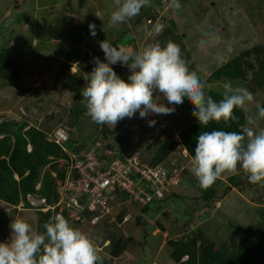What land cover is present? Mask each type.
Here are the masks:
<instances>
[{
    "label": "rangeland",
    "instance_id": "obj_1",
    "mask_svg": "<svg viewBox=\"0 0 264 264\" xmlns=\"http://www.w3.org/2000/svg\"><path fill=\"white\" fill-rule=\"evenodd\" d=\"M180 4L183 13L186 10H194V13H196L194 16H197L199 22L204 20L200 11L206 14L210 11L211 6L205 3V7H201L197 0H181ZM233 4L239 8L240 12L233 6L229 11L225 4H222V9L225 7L223 10L231 14L227 17L229 18L228 21L232 24L235 18L236 20L238 18L242 21L246 20L251 25L253 37H244V32L240 31L237 25L232 24V30L233 27L236 29L228 33L229 37L227 36L225 42L226 37L223 33L225 26L223 24L218 25L217 37L219 39L217 43L214 42L215 47L221 51L219 44L225 42V46H231L234 49L238 45L236 39L239 37L242 38L243 44L246 41V44L250 45L251 48L264 44V0H228L227 6ZM161 6L159 7L157 0H151L150 6L143 8L141 13L129 22L110 26L111 13L116 10L114 0H0V53L3 49H6L9 56L17 61L23 69V72L21 71L22 89H18L14 84L6 85L5 81L0 79V116L3 113L15 118H21L22 116L29 121L30 125L35 126L44 123V116L50 113H56L55 118L56 120L59 119L58 121L71 118L70 109L76 102L74 99L75 91L69 88H73L74 84L68 83V89L62 88V86L58 89L53 87L54 77L60 68V64L66 61L65 56L75 47L82 51L78 63L69 66V73L76 78L85 74L80 68L81 64L84 66L88 64L83 59L84 52L88 53L92 60L94 57L105 56L100 49L101 41L108 40L111 44L117 40L121 43L131 41L132 43L135 42L138 47L140 42L143 43L145 40L149 44L154 43V40L159 41L160 37L163 39L160 33L153 32L151 36L147 37L146 33H143L145 28L152 29L157 21L160 22ZM150 10H157V12L152 14ZM165 15L170 18L168 13ZM207 15H209L208 19L223 17L218 8H216L214 14L209 13ZM148 19H150L148 23L151 24H147ZM89 25H95V36L92 35L93 29H90ZM194 36L189 37V39H193ZM221 36L223 39H221ZM181 37L178 43L182 42L184 51L187 52L186 39L183 38V35ZM248 49H244V51ZM238 50L237 56L242 53L239 46ZM184 51H181L182 55H184ZM211 53L212 51L209 48L208 55ZM250 59L254 61L255 56H251ZM189 61L191 63L193 59L190 58ZM212 65L211 63L207 64L201 58L192 64L187 63L189 70L195 71L201 80L206 82V92L214 91L223 95V84L227 81H231L233 87H245L249 90L248 81L246 82L244 79L207 82V78L210 76L207 72L208 69L211 71ZM111 67L119 77H122L125 73V69L121 68L124 66L120 64L111 65ZM203 70L205 73H203ZM199 72L203 75H200ZM128 73H126L125 82H129L128 77L131 72L128 71ZM249 76L248 73V78ZM252 93L255 98L254 102L242 109L245 114V125L248 124L249 116L255 117L257 115L255 104L258 102L261 106H264V86ZM156 97H160L158 102L173 107L162 97V94ZM38 98H42L44 104H40ZM190 104L191 102L185 99L183 105L177 108L176 112L168 114L164 119V122L170 123L171 129L177 130L176 133L182 126H186L191 122H198V119L192 114L193 108L190 107ZM161 115L150 114L146 118H140L138 111L133 118H125L114 127L94 123L85 113L83 117H78L77 123H75L77 127L69 128L65 125L66 121L60 122L58 126L66 129L71 139H73L72 141L75 142H95L102 138L104 139H101L103 141H101L102 145L105 143L115 145L112 152L116 154L121 151L122 147H126V149L128 147L129 149L131 147L139 148L143 147L142 144H147L151 139L149 133L153 127L149 126V121H155L156 124ZM153 117L156 119H150ZM173 121L183 122L184 124L176 127L177 125L171 124ZM51 124L54 128L56 125L55 120L45 122L44 127L51 130ZM258 126L264 127V120H260ZM102 127L107 128L108 132H112L104 137ZM165 131L161 137L166 134ZM115 132L120 133V140L116 139ZM161 137L159 136L158 139L153 140L152 144L160 140ZM177 149L175 153L178 160L170 155L167 163L168 167L173 168L177 164L182 167L180 169H184L181 174L180 185L170 189L164 197H167L164 202L141 215L143 218L141 219L145 220V226L140 225L138 217L135 216V214L141 213L137 210L138 207L128 204L126 200H119L118 197L114 200V203H111L110 215L96 221V226L86 223L87 220L89 221V217H84V221L74 223L72 226L88 233L97 241L98 245L105 239L109 238L110 240L112 237H117L126 242L127 248L122 253V259H126L127 256H130L131 259L128 261L116 260L118 264H175L167 258L171 249L168 241H175L195 229L200 231L201 239L206 238L216 248L224 247L231 250L237 239L240 238L237 227L246 228L249 226L255 231L261 217H264V186L251 184L247 175L240 171L236 175L241 184L239 188H236L239 194L234 193L228 196L226 200H221L224 198L223 195L219 199L204 203L200 198V190L197 188L196 191H193L192 189V187H196V184L199 187L197 179L190 171L192 164L185 158V154L182 151L179 153ZM146 153L148 155V149ZM62 163L63 161H60V165ZM231 176L234 175H226L223 178L226 185L227 183L231 184L228 180ZM185 183L187 188L181 189V185ZM179 191L181 193L178 199L174 194L178 195ZM239 195L245 199L237 198L240 197ZM243 201L250 202V204ZM189 202H193V205ZM199 204L202 205L198 206ZM202 212L204 214L199 218L198 215ZM29 215L34 216L36 214L30 213ZM123 215L128 216V221L124 222ZM160 225L163 229L160 228ZM260 225L261 230L264 231V220ZM160 231H164L166 235L161 234ZM206 242L203 241V243ZM102 251L105 253L104 255L101 254L103 264H112L114 261L105 256L106 254L109 256L107 247H104Z\"/></svg>",
    "mask_w": 264,
    "mask_h": 264
},
{
    "label": "clouds",
    "instance_id": "obj_2",
    "mask_svg": "<svg viewBox=\"0 0 264 264\" xmlns=\"http://www.w3.org/2000/svg\"><path fill=\"white\" fill-rule=\"evenodd\" d=\"M150 3L151 0H114L116 10L111 13L110 26L129 22ZM169 7L179 10L181 4L179 0H172ZM89 27L95 36V25ZM163 27L157 21L152 30L145 28V33L147 36L153 32L159 34ZM218 39L211 34L213 42ZM206 43L201 41L202 45ZM100 49L107 62H102L99 57L93 58L96 66L86 74L87 83L81 90L86 115L97 124L115 127L119 121L133 118L138 111L140 118L150 114H172L176 106L183 105L187 99L194 105L193 116L204 128L212 122L223 121L227 125L238 120L234 115L236 109H243L255 100L247 88L233 87L232 82L227 81L223 84L222 99L215 101L206 93V82L195 71L189 70L180 46L172 41L165 46L159 42L149 43L133 51L104 40L100 42ZM116 64L129 69V82L121 79L111 67ZM156 91L173 107L158 102L160 97L154 98ZM255 107L257 115L249 116L248 124L240 131H203L198 136L191 172L202 189L206 190L217 180L226 175H237L240 171L247 175L251 184L264 186V127L258 126V122L264 120V106L257 102ZM160 123L149 121V126L153 129ZM148 145H152L151 139L142 144L146 146L144 151ZM178 170L182 174L184 169ZM42 227L44 231L36 230L24 218L16 217L10 223L9 240L0 243V264H103L97 241L73 227L64 215H52Z\"/></svg>",
    "mask_w": 264,
    "mask_h": 264
},
{
    "label": "trees",
    "instance_id": "obj_3",
    "mask_svg": "<svg viewBox=\"0 0 264 264\" xmlns=\"http://www.w3.org/2000/svg\"><path fill=\"white\" fill-rule=\"evenodd\" d=\"M157 4L159 7L161 5H166L164 0H157ZM224 19L225 17L222 18V20ZM167 23L169 25L162 34L163 39L160 37L159 41L154 40V42H159L161 46H165L168 41H172L178 44L183 52L184 45L182 42L178 43V41L181 40L180 38H182L181 36L184 35V33L178 31L177 26L170 19L167 20ZM184 36V39L188 37V32L185 33ZM126 45H130L133 51L138 50L135 42L132 43L131 41H127L121 43L117 40L113 43V46L117 47ZM81 54L82 51L79 48H73L65 56L66 61L61 62L60 68L53 81V87L55 89H58L60 86L68 89V83L74 84V87H70L69 89L75 91L74 99L76 103L70 109L72 117L65 120V125L69 128L77 127L75 123H77L78 117H83L87 112L86 107L81 102L83 100L81 90L85 88L87 83L85 80L86 74L91 73L96 66L92 62L93 60L89 57L88 53L84 52L83 59H85L88 64L85 66L81 64V71H84L85 74L76 77V79L74 75L69 73V66L78 63L82 56ZM189 55V51H184V55H182L187 62L190 59ZM251 56H255L254 61L250 59ZM99 59L102 62H107L105 56H100ZM87 66H89L88 69ZM21 71L23 72L22 67L17 61L9 56L6 49H3L0 53V79H3L6 85L14 84L18 89H22ZM211 71L210 76L207 78V82L244 79L246 82L248 81V87L251 92H255L257 89L259 90L264 86V44L243 51L241 54L231 58L223 65L221 64L220 67H218V62L213 64ZM248 73L250 74L249 78ZM206 93L211 95L217 102L223 97V95L215 93L214 91H207ZM38 101L40 104L43 103L42 98H38ZM190 107L194 108V105L191 103ZM55 115L56 113L45 115L44 123L39 124L40 127L30 125L29 121L22 116L21 118H15L6 115L5 113L0 116L2 118L0 121V201L7 207L13 206L17 211V206L22 207L19 211H22L23 209L33 211L37 217L36 230L39 231H44L42 226L52 215L50 212L43 213L29 209L26 201L27 194L39 195L46 198L48 203H55L57 200L55 184L57 180L63 179L67 167L64 161L68 160L70 155L83 154L90 146L99 143L100 146L96 149V155L102 163H109L115 158H121L120 153L126 149V147H122L120 152L114 154L112 150L115 145H110L108 143L102 145V140H104L102 138L95 142L89 141L87 143L84 141V143H81L80 141H72L73 139L69 136V141L67 143L68 151L65 153L58 145L47 139L48 134L57 128L60 122H65L64 119L62 121H58L59 119L56 120ZM234 115L238 120L230 121L227 125L223 121L219 123L212 122L207 128H204L199 121L194 123L191 122L186 126H182L181 129L178 130V133H176V129H171L170 126L167 127V131H165L166 134L161 137L160 140L147 146L149 153L147 155V149L144 151L143 161L150 167L164 166L170 170L180 169V165L177 164L173 168L168 167V157L171 155L176 158L175 160H178L175 153V150L178 148L177 150H179V153L181 151L187 152L185 158L193 160L198 142L197 138L203 131H240L242 127L245 126L244 111L238 108L235 110ZM50 120H55L56 122L54 128H52L53 126L51 124V130L44 127L45 122ZM177 123V121H173V123L171 122L174 126L177 125L176 127L184 124L183 122ZM101 130L103 131L104 137L112 132H108L107 128L104 127H102ZM65 132L69 135L66 129ZM119 134L120 133L115 132L117 140L121 139ZM76 144H80V149L76 151L72 150V147L77 146ZM179 153L177 154L179 155ZM60 161H63L62 165H60ZM52 174H55V177H53ZM228 180L231 184L229 183L225 186L222 185L223 182L220 179L206 190L200 187L201 200L204 201V203H207L213 199H219L220 196L226 195L231 190V187L239 188L241 185L238 181V176L236 175L229 177ZM170 189L171 187L168 192ZM174 195L178 196L177 194ZM112 196L113 200L111 202L113 203L118 197L119 200H126L128 204L138 207L137 210L139 213L141 211V213H137L135 216L138 217L140 225L143 226H145V220H142L143 218L141 215L149 212L154 206L164 202L167 198L143 206H136L128 200L127 194L120 189H118V191ZM91 216L92 214H87L86 217L91 218ZM122 217L128 219L127 215H123ZM262 220H264V217H261V221H259L255 231L249 226L246 228L240 226L237 227V232L240 238L237 239L231 250H227L224 247L216 248L214 244L209 242L206 238L201 239V233L199 230H191L187 235H184L187 237L183 236L175 241H168L171 249L167 258L175 264H264V231L261 230L260 225ZM160 228L163 229L162 225H160ZM160 232L162 233L164 231ZM203 241L207 242L203 243ZM126 248V242L117 237H112L107 246L108 254L111 257L110 259L120 257L122 253L126 251Z\"/></svg>",
    "mask_w": 264,
    "mask_h": 264
},
{
    "label": "built area",
    "instance_id": "obj_4",
    "mask_svg": "<svg viewBox=\"0 0 264 264\" xmlns=\"http://www.w3.org/2000/svg\"><path fill=\"white\" fill-rule=\"evenodd\" d=\"M169 125L164 121L156 125L150 134L151 141L158 139ZM48 141L67 152L68 134L63 128L58 127L51 132ZM98 146L100 144L96 143L85 153L72 154L64 161L66 172L63 179L56 181L55 203H48L45 198L35 194H27L28 208L50 212L51 215H64L71 224L80 223L87 214H92L89 222L94 224L100 218L110 215L112 195L118 189L127 194L130 202L143 206L162 200L170 187L179 184L180 170H169L164 166L150 167L143 161L146 146L122 151L121 158H115L109 163H102L97 157ZM52 176L55 177V174ZM21 208L17 206L18 210Z\"/></svg>",
    "mask_w": 264,
    "mask_h": 264
},
{
    "label": "crops",
    "instance_id": "obj_5",
    "mask_svg": "<svg viewBox=\"0 0 264 264\" xmlns=\"http://www.w3.org/2000/svg\"><path fill=\"white\" fill-rule=\"evenodd\" d=\"M161 1H163V0H161ZM164 1H165L166 5L161 6L160 15H159L160 23L164 26L163 30L160 32V34L162 35L164 33V30L166 29V27L168 28L167 20H169V19L172 22H174V24L177 26L178 31L183 32L184 35H185V33L188 32L189 36L186 37L185 39H186L188 51L190 52L189 56L191 59H193V61L191 63H190V61H188L187 62L188 64H192L194 61L201 58L207 64H209V63L215 64L218 62V67H220L221 64L223 65L224 63H226L231 58L237 56V53L239 51L238 46H239V49H241L240 50L241 52H243L244 49L251 48L250 45L246 44V41H244V44H243L241 37L236 39V42L238 43V45L236 48L234 47V49H232L231 46L228 47V46L224 45L226 40H227L228 33L233 32V30L235 31V29H236L235 27H233V30H232V27H231L232 24L237 25V27H239V30L244 32V34H243L244 37H253V34H252L253 31L251 30V25L246 20L242 21V20H240V18H238L237 20H236V18L235 19L233 18L235 21L233 20L234 22L232 24L228 21L229 18H227V17L230 16L231 14H230V12H226L225 10H223L225 7H227L228 10L230 11L231 6H233L240 12L239 8L236 7L234 4L227 6L228 0H197L199 2V4H201V7H205V3L211 5L210 9H209L210 11H208L206 14L202 13V11H200L201 16L204 17V20L202 22H199L197 19V16L196 17L194 16V14H196V13H194V10H192V9L186 10L183 13V11H181V9L173 10L172 8L169 7L172 0H169V1L164 0ZM180 2H181V0H179V3ZM222 4H225V7L223 9H222ZM206 7H208V6H206ZM216 8H218V10L221 12V16H223L222 18L225 17L224 20H222V18L218 19L216 17H211L209 19L207 18L209 16L207 14H209V13L214 14V12L216 11ZM157 10H158V8H157ZM157 10H150V13L153 14V12H157ZM192 11H193V13H192ZM167 13H168V15H170V18H167V15H165ZM148 21H150V19L147 20V24H151V23H148ZM222 24H223V26H225L223 28V33H224L226 38L224 40L225 41L224 43L219 44L220 50H221V51H219V49L217 47H215L214 42L211 40V34H215V36H217V30H218L217 27H218V25L221 26ZM149 30H152V29H149ZM246 32H247V35H246ZM164 35H166V34H164ZM192 36H194V37H193V39L191 38V40H190L189 37H192ZM146 37H147V35H146ZM167 37H169V36H167ZM221 39H223L222 36H221ZM147 40H149V39H147ZM201 41H207V43L204 45H202V44L200 45ZM215 42L217 43V41H215ZM227 42H229V41H227ZM146 45H148V42L146 40L143 43L140 42V44L138 45V49L146 47ZM119 47H125L129 50H132V47L130 45L119 46ZM209 48L212 51V53L210 55H208ZM229 48H230V51L228 50ZM182 58L184 59V56H182ZM219 61H221V63H219ZM121 68L125 69V73L120 78L125 80L126 79V73H128L129 69L127 67L125 68V66L121 67ZM207 69H208V66H207ZM211 72L212 71H209V69H208L207 74L209 75V74H211ZM203 73H205L204 70H203ZM128 75H129V73L127 74V76ZM130 75H131V73H130ZM200 75H203V74L200 73ZM159 94L160 93L158 91L154 92V97L158 96ZM181 106L182 105L176 106V110H177V108H180ZM156 117H158V116H156ZM166 117H167V115L162 114L160 120L159 121L157 120V123L164 121V119ZM150 119L155 120L156 118L153 117ZM86 142H88V141H86ZM81 143H84V141ZM72 148H73L72 150H75V151L79 150L80 144L77 146H74ZM131 148H133V147H131ZM128 149H129V147H128ZM183 153L185 155H187L186 151H184ZM189 161L191 162L192 160L189 159ZM221 180L223 182L222 185L225 186L226 182L224 181V179H221ZM227 185H228V183H227ZM181 187H182L181 189H185V188H187V184L185 183V184L181 185ZM197 188H198V190L200 188V186L198 187V184H196V187H192L193 191H196ZM180 193L181 192L179 191L178 196H176V198H178V199L180 198ZM234 193H237V189L235 187H231V190L226 195H224L223 196L224 198L221 200H226L228 196H230ZM237 194H239V193H237ZM239 196L240 197H237V198H239L241 200L245 199L241 195H239ZM191 200H192V197H191ZM245 202H247V201H245ZM192 203L193 202H189V204H192ZM219 204H221V203H219ZM246 204H250V202H247ZM192 205H190V206H192ZM201 205L202 204H199L198 206H201ZM30 213H33V211L26 210V209H23L22 211H19V210L17 211L13 208V206L7 207V206H5V204L3 202L0 201V243L7 242L9 240L10 232H11L10 223L16 217L24 218L25 220H27L29 223H31L33 225L34 229H36L37 217L35 215L34 216L29 215ZM202 214H204V213L202 212L200 215H198L199 218ZM126 220L128 221V219H126ZM86 223H89V225H91V226H96L95 224H97V223L92 224L89 221L88 222L86 221ZM161 234L166 235L165 232H162ZM108 245H109V238L105 239L101 244L98 245L101 249L102 255L105 254L102 251V249L104 247L106 248ZM105 256H107L108 259L111 258L107 254ZM122 258H123V255H121L118 258H112V260L114 261V262H112V264H118V263H116V260L128 261L131 259L130 256H127L126 259H122Z\"/></svg>",
    "mask_w": 264,
    "mask_h": 264
}]
</instances>
